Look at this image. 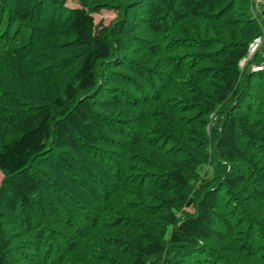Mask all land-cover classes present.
<instances>
[{
    "label": "trees",
    "instance_id": "trees-1",
    "mask_svg": "<svg viewBox=\"0 0 264 264\" xmlns=\"http://www.w3.org/2000/svg\"><path fill=\"white\" fill-rule=\"evenodd\" d=\"M259 36L264 0H0V264H264Z\"/></svg>",
    "mask_w": 264,
    "mask_h": 264
},
{
    "label": "built area",
    "instance_id": "built-area-1",
    "mask_svg": "<svg viewBox=\"0 0 264 264\" xmlns=\"http://www.w3.org/2000/svg\"><path fill=\"white\" fill-rule=\"evenodd\" d=\"M261 41H262V37L259 36V37L255 38V39L250 43L248 57L252 56L254 53L257 52V48L259 47ZM248 57H247V58H248ZM247 58L244 59V60H242V61L240 62V65L243 66V64H245L244 62L247 60ZM252 67H253L254 70H257V71H258V70H261V69L264 67V65H263L262 63H259V64H254Z\"/></svg>",
    "mask_w": 264,
    "mask_h": 264
},
{
    "label": "rangeland",
    "instance_id": "rangeland-1",
    "mask_svg": "<svg viewBox=\"0 0 264 264\" xmlns=\"http://www.w3.org/2000/svg\"><path fill=\"white\" fill-rule=\"evenodd\" d=\"M69 5L73 3V1H69L68 2ZM116 16V13L113 12V11H110V10H103L99 15H98V18H103L105 23L108 24L113 18H115ZM264 47V40L262 39V41L260 42V45L259 47L257 48V51H260L261 50V47ZM248 58H252V56L248 57ZM245 63V62H244ZM245 64H243V67H244ZM2 172L0 171V181L2 179Z\"/></svg>",
    "mask_w": 264,
    "mask_h": 264
}]
</instances>
